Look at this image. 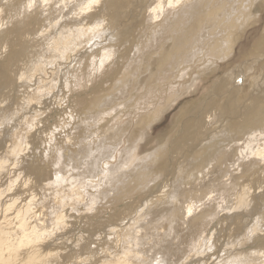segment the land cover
<instances>
[{"label": "rangeland", "instance_id": "1", "mask_svg": "<svg viewBox=\"0 0 264 264\" xmlns=\"http://www.w3.org/2000/svg\"><path fill=\"white\" fill-rule=\"evenodd\" d=\"M27 1L12 0L10 5L11 7L13 6L15 11L12 8H10V11L0 8V11L3 14L2 16L0 14V151H2L0 152V155L3 156L2 153L4 152H6L7 156L12 155L13 153H11L12 150L10 148H13L16 142L20 144V150L22 149L26 152L24 160L21 159L22 161L18 160L14 163L15 165L18 164L15 169L13 163L10 165L6 163L4 165V160L7 157L5 153L3 156L5 159L0 156L2 157L0 158V181L2 180L0 182V192L2 191L1 193H3V195L0 194V246L8 247V249L15 251L16 241L18 240L19 245H21L25 241L27 242L30 241L31 238H34V235L35 237L37 234L41 235V233L49 235L48 231H51V229H48L47 226H45V223L42 224L43 226L34 225L39 222L36 221L34 223L33 221L38 220V217L41 216L37 217L35 214H33V216L31 214V212L33 213V208L34 210H39L44 206L45 209L49 207L50 210H48L51 211L49 214H51L53 208L58 204V198L56 199V197L63 196L65 191L69 190L68 188H70L69 191L71 192L74 189V186L79 189L75 190H82V194L83 192L87 195H90L91 193L92 195H96L98 199L96 198L93 202L86 197V203L88 202L91 208L80 210V213L84 211V215L79 214V212H77L79 215L77 213L68 215L69 218L67 217L68 221L65 220V224L67 225L68 223L70 227H72L73 238L68 237L70 234H63V229H61L62 226L58 228L59 233L57 230L55 231L59 235L62 234L61 238L58 234H56L57 236L55 238L50 240L48 237L51 235L48 237L46 236L47 238L45 237L46 240H49V242L47 241V246L45 245L44 248L45 252L49 251V253L46 252L49 257L45 258L48 260V264H50V262H52L51 264H102L106 260L112 261L113 256L114 258L119 257L118 255L121 256L124 252L118 253L119 250H123V248L127 250L129 247H131L129 248L131 250H142L145 251V253L149 252V255L153 254L154 251L156 252L157 248L158 253H154V255L156 254L154 256L156 259L159 258L158 256H160V254L164 255L165 251V258L170 259L171 257L175 259L174 257H179L182 252L187 250L188 253H186V258L190 259L191 257V262L189 259H186V261L184 258L183 260L178 261V263L176 259L171 264H245L246 262H250V260L251 263L249 264H263L264 257L260 258L262 261L258 257L257 259L251 257H253L252 254L259 251L264 254V157L260 160L262 155L259 154L264 152V0H216L215 2L219 4L217 5L218 11L215 14L216 21L212 20L216 9H212L214 11L208 15L207 12H210V10L204 13V10H206L205 6L200 16L202 21L209 18L207 20V24H210V27H208L209 29L200 26L198 28H201L200 30L194 28L189 30L185 35L186 39L184 43L187 42L188 44L186 43L187 48H185L184 51L182 50L183 55L177 60H174L175 62H172L174 64H170L171 70L169 69L170 71L168 70L160 76L161 78H164L161 79L158 77V79L154 81V84L153 82H150L154 77V73L158 71L160 65L158 64V67L156 64V66L154 65L145 70L144 65L146 64V61L147 63H154L152 62V59L158 55L159 52L163 54L170 53L172 45L169 43V39L174 33L173 30L168 31L171 26L170 24L173 23L175 18L174 21L177 22L178 17L175 16L184 11H188L190 14L187 12L182 13L179 15L180 18L184 16H187L188 19L192 18V11L195 15L194 17H196L195 13H197V11L194 7L196 6L195 8H197V3L201 0H190V2L187 0L188 2L185 3L184 1L180 5L178 3L181 0H175L177 3L173 0H170L172 2L169 0H167L169 2L162 0L164 4L160 0H38V2H35L37 1L35 0L34 2L29 1L28 8ZM209 2L212 3V0ZM12 3L14 4L12 5ZM89 3L93 4L87 9L86 7ZM158 3H162V5H158ZM165 3L170 4H168L169 7L168 5L166 6L168 7L167 9L169 12H167L165 6V10L163 8ZM18 4H21L19 8L22 6L24 10L17 14ZM98 4H100V6H98ZM202 4L208 5L207 2ZM175 5L178 6L177 9H180L179 12L175 8ZM185 5L187 6L185 7ZM173 6L175 9H173ZM240 6L241 8L239 9ZM171 7L173 11H170ZM156 8H161L158 10H160V12L162 11V13L156 11ZM109 12L112 13V15H110ZM54 13L56 15H53ZM67 13H69V15ZM217 13L219 14L218 17ZM79 15H83L84 17L81 18ZM3 16H7L9 20L4 19ZM228 20L231 22H226ZM89 21H91L90 24ZM158 21L160 22L158 23ZM56 23H60L59 25L64 26L66 25V30H60L59 33V27ZM220 25L223 26L219 27ZM225 25L226 27H224ZM157 26H159L158 29L156 28ZM88 28L90 31H88ZM20 29L21 31H19ZM50 29H53L55 34H57V31L59 33L55 36L54 40L59 39V37L60 40L64 39L62 45H64L63 49L66 47L64 50L67 52L70 51L68 52L70 54L67 55L69 61L66 59L64 52L54 49L51 46L52 41L50 38L52 36L50 37ZM61 31L63 33H61ZM76 35L78 38L75 37ZM205 37L208 38L206 39ZM192 40H195V42ZM202 42L206 47L202 45ZM184 43L183 45H185ZM75 44H77V47L74 46ZM193 44L195 45V48H193ZM65 45H68V47ZM198 45L201 46L199 47ZM222 45L225 46V48ZM83 46L85 47L83 52L88 51V53L84 55V58H75L76 62L72 64L71 55L75 54V51L73 50H76L77 48L82 49L84 48ZM164 48H166V50ZM78 49L77 51H79ZM119 49L121 50V53ZM221 49H224L223 51L225 52ZM81 51L82 50H80V52ZM218 53H221V57ZM119 55L120 57H118ZM26 63L29 64L27 65ZM179 64H181V66H179ZM70 66H74V68L72 69ZM36 67L42 69L39 72H34V68ZM66 67L67 70L70 69L67 71L65 69ZM167 67L169 66L167 65ZM24 68L26 69L24 70ZM107 69L109 70L108 74ZM26 70L28 71L25 73L26 77L24 76V78L20 79V74H24L23 72ZM69 72L70 74L66 75ZM142 72L145 73L143 74ZM130 73L133 76H131ZM26 74L29 75L27 76ZM32 74L34 75L31 76ZM134 76L136 78H134ZM123 80L125 81L124 85H126L129 80H133L134 82H129L127 85L130 83L131 85L134 84V86L136 85L134 87L135 89L130 85L125 89V86L122 84L124 82ZM45 81L46 83L47 81H50V84H52L50 85L48 82L47 84L50 86H46V84L44 86ZM38 92H44L45 96H42ZM124 92L125 94H123ZM124 95L125 98L123 99L122 96ZM121 100H124V102H121ZM160 108L162 110L157 114L156 119L153 121L150 120L149 118H151L156 110H160ZM147 119L152 123L150 124ZM137 121L139 123H137ZM257 121L258 127L256 126L254 129V123H257ZM247 123L249 126H244ZM87 125H89V127ZM29 126L31 127L29 128ZM243 128L245 130L247 129L248 132ZM250 128L252 129V132ZM260 131L261 134L263 133L262 135L260 134ZM255 133L258 135L260 134V136L258 137ZM254 134L255 136H253ZM142 135H145V138H142L143 140L139 139ZM260 137H262V139ZM132 138H136V142L134 141L132 143L134 140ZM100 142L101 144L104 142L103 145L105 144V149L108 151L107 156L104 157L106 160H103L104 163L101 162L102 167L105 166L106 169H110L113 167L116 168V165H118L117 168L125 165L124 167L127 168L128 165L130 166L131 164H134L131 165L130 168H132L136 164V169H145L140 173L135 171L128 172L122 174L123 176L120 178L110 179L111 181L107 182L110 186L113 185L114 187H116V182L113 184L111 182L113 180H118L117 184L121 185L120 188L118 186L119 191H115L114 188H111V191L108 190L105 194H100L98 197L97 194L99 190H101L100 188L104 187V185H99L102 184L101 181H99V176L101 177L102 174L101 171L92 178L91 176L93 173H91L92 170L90 167H85L84 165L83 167L80 165L77 166L75 160H78L81 152L83 153L85 151L86 152L82 155L86 158L81 155V157H83L82 159L84 162L91 160H88V158L95 154L93 153L95 150L90 152L85 149L88 146L94 147L96 143ZM128 143H132L133 145L130 144V146ZM106 144L112 145L108 146ZM107 147H111L112 150H109ZM125 147L129 148L127 149ZM247 147L249 155L247 154ZM8 148L11 152H9L10 150ZM124 152L127 154H124ZM153 152H156V154L160 153L161 156L156 162H151L148 166L144 161L148 156L152 155ZM8 153L10 154L8 155ZM85 154H88L89 156ZM51 156L54 157L52 158ZM255 160L257 163H255ZM159 161H161V163ZM191 161L195 166L191 165L192 163L189 165V162ZM259 161L261 162L260 164ZM62 162L64 164H62ZM67 162L68 164H66ZM251 162L255 163V165H252L243 175H240L237 185L235 186L233 184V187H231V189L225 194L227 201L226 199L224 200V196H222L223 186H221L223 185V181L219 183L222 179H219L221 171L225 167H228L227 170L230 172L233 171L234 173H232L235 175L241 170H237L238 167L235 168V166H237L236 164H239V166H245L246 168ZM196 164L199 166L196 167ZM53 166L56 167V170H54L55 168ZM206 166L207 168H204ZM211 166H213L214 169ZM4 167L5 169H3ZM19 167H21V169ZM63 167L68 170H65ZM125 168L124 171L126 172L127 169ZM197 168L199 169L197 170ZM62 169L65 171L63 172ZM203 169L205 170V173L207 172L206 175L204 171H202ZM5 171L7 172L6 177L4 174ZM112 171L115 173V170ZM194 172L197 173L194 174ZM199 172L202 174H199ZM55 173L63 176L56 180L54 177ZM224 177L222 180L227 179V175ZM61 178L65 179L64 182H62L63 179ZM165 178H167L166 183H164L166 181ZM187 178L189 180H187ZM34 179H36V182ZM53 179L59 182L55 184ZM22 180H24L25 183ZM13 181L17 182L14 183ZM20 181L23 184L20 183ZM27 181L29 184H32L30 183L31 181H34L35 183V186L28 187L29 189L32 188L31 190L27 189L25 186L28 185ZM192 181L195 183H192ZM200 181H202V184ZM16 183L17 185H24L25 188H22L21 185L20 188L22 189L19 187L17 188V185L14 186ZM12 184L13 186H11ZM165 184L170 186L166 187ZM189 184H191V186ZM211 184L212 187L210 189ZM163 185H165L166 189ZM175 185L179 189H175ZM217 185L219 187H217ZM97 186L99 187V190L98 192H95L97 191ZM124 186L126 191L123 189ZM207 186L209 187L207 188ZM213 186L218 188L217 191ZM40 187L42 188L40 189ZM66 187L68 188L66 189ZM185 187L187 189L195 188V190L191 192L193 193L192 195L204 198L203 202L196 204V206H202H199V209L205 208L204 210H206L208 208H213L208 211V213L206 212L208 217L206 216L203 220L204 222L200 221L203 225L199 223V226L193 221L194 224L192 223V229L187 230V232H190H188L189 235L186 237L184 233L187 232L180 227L181 232L179 233L181 234L178 235L176 231L175 233L170 234L166 239L160 237L164 242L156 244L149 241L150 234L153 232L151 229H144L143 232H137L135 235L133 234L136 227L130 223L135 219L141 221L143 213L145 212L151 211L147 215L157 214L156 212H153L154 208L159 205L164 206L162 205L163 203L166 205L164 207L173 208L175 205V207L179 208L181 211V208L185 206V202L179 203V201L185 200V192H187ZM198 187L200 188L198 189ZM202 187L204 188L201 189ZM64 188L66 190H63ZM121 188L124 190L123 193L120 192L122 191ZM214 189L215 192L213 191ZM130 190L131 192L129 193ZM200 190H203V193ZM58 191L59 193L61 192L60 195ZM162 191H165V193L168 194L166 197L167 200L158 201L161 196H164ZM210 191L211 193H208ZM212 191L215 193V196L214 194L212 196ZM119 192L121 194L118 195ZM136 192L137 194L134 195ZM194 192H196L195 195ZM217 192H219V194ZM128 193L129 196H127ZM53 194L55 198L52 197ZM111 195H113V197ZM218 195L219 197H217ZM205 197L209 199L208 202ZM220 197L223 198L224 202ZM54 199L57 201L55 202ZM51 201L52 203H50ZM119 201H121L120 204L118 203ZM151 201H155V203L152 202L153 205L149 204ZM43 202L44 204H41ZM209 202L210 204H208ZM63 203L65 204H58L60 207H56L62 208L69 202L64 200ZM51 204H53L54 207ZM35 205L38 206L35 207ZM11 210L13 212L12 214H10ZM87 212L92 213L88 214ZM160 213L161 212H159V214ZM159 214L156 216L155 220H157ZM11 215H13L14 218ZM8 217L11 219L9 223L7 222L10 220ZM30 217L31 221L29 220ZM206 221L209 222H207L208 225ZM194 225L197 227H194ZM204 225L206 227L208 226L210 230L205 227L203 228ZM38 228L41 230L40 233H38ZM193 228L197 232L196 234L194 233L195 231ZM22 229H26L21 233L23 235L19 234ZM201 229L205 231H202ZM199 230L202 231V237H200L199 241H195L196 244H194L193 237L198 234ZM182 232L184 235L183 238ZM11 233L14 236L11 235ZM54 233L52 234L55 235ZM165 234L166 232L164 233V236ZM206 234L207 236L205 237ZM124 235L125 237L123 239ZM12 236L14 238H12ZM133 236H137V238L139 237V240L137 241L141 243H137L136 245L135 243L137 241H133ZM21 238L24 239V241H20ZM177 239H180V242L183 240L181 242L182 245H180L181 243ZM172 240H176L177 242L175 243V241L173 242ZM188 240H190L192 245H195L192 247V252H190L191 249H186V247H190L191 245H189V243L187 245L184 244L185 241L186 243L189 242ZM131 241L132 243L129 244ZM132 244H135L136 246H139L140 244V246L137 248L136 246L133 247ZM173 247H176V249ZM125 249L123 251H125ZM173 250H176V252H173ZM196 250L198 253L194 252ZM53 251H56V253ZM60 253L63 254L61 258L59 257L61 256ZM145 253L143 252V255H145ZM245 253H248L251 259H248V255H245ZM187 255L189 257H187ZM242 258V262L245 263L241 262ZM257 260H260L261 262H256Z\"/></svg>", "mask_w": 264, "mask_h": 264}, {"label": "bare ground", "instance_id": "2", "mask_svg": "<svg viewBox=\"0 0 264 264\" xmlns=\"http://www.w3.org/2000/svg\"><path fill=\"white\" fill-rule=\"evenodd\" d=\"M27 1V0H26ZM29 1H32V2H34L35 0H29ZM29 1H27V8L29 7V5H28V3H29ZM49 1V0H48ZM78 1V0H77ZM105 1V0H104ZM116 1V0H115ZM121 1V0H120ZM162 3H163V1L162 0H160ZM170 1V0H169ZM169 1H167L166 0V2H169ZM173 1H175V0H173ZM185 1V3L186 2H188L187 0H181L178 4L180 5L182 2H184ZM207 2V4L208 5H204V4H202V3H206ZM209 1H211V0H201L199 3H197L198 4V6H197V8H195L194 6V9L197 11V13H195L196 14V17H194L195 15H194V13H193V11H192V13H193V15H192V13H191V16H192V18H190V19H188L187 18V16H184V17H181L180 18V16L179 15H181L182 13H185V12H187L188 13V11H184V12H181L179 15H177V16H175V17H178V21L176 22V21H174L173 20V23L172 24H170L171 26L169 27V29H168V31L169 30H173V34H172V36L170 37V39H169V43H171V45H172V47H171V50H170V53H160L159 52V54L158 55H156L153 59H152V62H154V63H147V61H146V64L144 65V69L145 70H147L148 68H150V67H153L154 65L156 66V64H157V66H158V64L160 65V67L158 68V71H156V73H154V77L152 78V80H151V82L150 83H152L153 82V84H154V81H156V79H158V77H160V76H162L164 73H166L170 68H171V66H170V64H174V63H172V62H175L174 60H177L178 58H180L182 55H183V51L185 50V48H187V45H186V43H184L185 42V39H186V34L189 32V30H191L192 28H194V29H198L200 26H202V27H205L206 29H209L208 27H210V24L208 25L207 23H208V19H205V21H202L201 20V16H200V14H202V11H203V9H204V7L206 6V10H204V13H206L208 10H210V12L208 11L207 13H208V15L209 14H211L212 13V11H214V10H212V9H216V11H215V13H214V18L212 19V20H217L216 19V16H215V14H216V12L218 11L217 10V5H219V4H217L215 1L216 0H212V3L211 2H209ZM218 1V0H217ZM242 1V0H241ZM11 2H12V0H0V8H4V10H7V11H10L11 9L10 8H12L13 9V6L11 7ZM35 2H38V0L37 1H35ZM44 2V1H43ZM101 2V1H100ZM118 2V1H117ZM157 2V1H156ZM170 2H172V1H170ZM176 2V1H175ZM175 2H174V4H175ZM189 2H190V0H189ZM41 3V2H40ZM95 3V2H94ZM119 3V2H118ZM162 3H158V5H162ZM177 3V2H176ZM210 3V4H209ZM14 3H12V5H13ZM37 4V3H36ZM91 4H93V3H89V5L86 7L87 9L89 8V6L91 5ZM164 4V3H163ZM169 3H165V5H163V8H164V6H165V8L167 9L168 7H169V5H168ZM171 4H173V3H171ZM21 5V4H20ZM19 4H18V11H17V14L20 12V11H22V10H24V8H22V6H21V8H19V6H20ZM157 5V4H156ZM157 5V6H158ZM160 5V6H161ZM168 5V7H166ZM183 5H184V3H183ZM15 6V5H14ZM16 6H17V2H16ZM98 6H100V4H98ZM107 6V5H106ZM112 6V5H111ZM156 6V7H157ZM159 6V7H160ZM187 5H185V7H186ZM212 8H211V7ZM57 7H58V5H57ZM184 7V6H183ZM184 7V8H185ZM189 7V6H188ZM192 7V8H193ZM17 8V7H16ZM93 8V7H92ZM97 8V7H96ZM154 8H155V6H154ZM162 8V7H161ZM161 8H156L157 10L156 11H159L160 12V10H158V9H161ZM165 8H164V10H165ZM175 8L177 9L178 8V6L177 5H175ZM174 8V6H173V9H175ZM182 8V7H181ZM183 8V9H184ZM211 8V9H210ZM241 8V6L239 7V9ZM74 9V8H73ZM173 9H172V7H171V10L170 11H173ZM188 9V8H187ZM14 10V9H13ZM29 10V9H28ZM45 10V9H44ZM48 10H49V8H48ZM54 10V9H53ZM110 10H112V9H110ZM194 10V11H195ZM228 10V9H227ZM3 11V10H2ZM15 11V10H14ZM98 11V10H97ZM152 11V10H151ZM150 11V12H151ZM177 11L179 12L180 11V9H177ZM195 11V12H196ZM1 12V11H0ZM4 12V11H3ZM52 12V11H51ZM55 12V11H54ZM167 12H169L168 11V9H167ZM167 12H165V13H167ZM191 12V11H190ZM228 12V11H227ZM50 13V12H49ZM56 13V12H55ZM53 14V15H56V14ZM93 13V12H92ZM92 13H90V14H92ZM110 13V12H109ZM109 13H108V15H109ZM154 13H155V11H154ZM157 13V12H156ZM160 13H162V11L160 12ZM160 13H159V15H160ZM239 13V12H238ZM1 14V16L3 15L2 14V12L0 13ZM51 14V13H50ZM68 15H69V13H67ZM89 14V15H90ZM169 14V13H168ZM171 14V13H170ZM188 14H190V13H188ZM187 14V15H188ZM8 15V14H7ZM12 15V14H11ZM87 15H88V13H87ZM110 15H112V13H110ZM150 15V14H149ZM148 15V16H149ZM162 15V14H161ZM164 15H166V14H164ZM184 15H186V14H184ZM218 13H217V17H218ZM59 16V15H58ZM57 16V17H58ZM93 16V15H92ZM99 16V15H98ZM107 16V15H106ZM205 16V15H204ZM4 17V19H8L7 18V16H3ZM79 17H84L83 15H79ZM86 17H88V16H86ZM85 17V18H86ZM100 17H102V16H100ZM1 18V17H0ZM12 18V17H11ZM10 18V19H11ZM56 18V17H55ZM80 18V19H81ZM164 18V17H163ZM53 19V18H52ZM57 19V18H56ZM84 19V18H83ZM87 19V18H86ZM162 19V18H161ZM9 20V19H8ZM74 20H75V18H74ZM91 20V19H90ZM159 20V19H158ZM171 20V19H170ZM181 20V21H180ZM212 20H210V21H212ZM223 20V19H222ZM221 20V21H222ZM23 21V20H22ZM26 21V20H25ZM86 21V20H85ZM88 21V20H87ZM2 22V21H1ZM10 22V21H9ZM56 22H57V20H56ZM71 22V21H70ZM90 22L91 21H89V24H90ZM153 22H155V21H153ZM160 21H158V23H159ZM162 22V21H161ZM169 22V21H168ZM179 22V23H178ZM188 22H189V24H188ZM204 22H206V23H204ZM226 22H231V21H226ZM25 24H26V22H25ZM41 24V23H40ZM60 23H56V25L59 27V33H60V30H66V25L64 26V25H59ZM71 24V23H70ZM78 24V23H77ZM156 24V23H155ZM225 24H227V23H225ZM12 25H13V23H12ZM11 25V26H12ZM20 25V24H19ZM36 25V24H35ZM80 25V24H79ZM78 25V26H79ZM99 25L101 26V24L99 23ZM153 25V24H152ZM159 25V24H158ZM175 25H177V26H175ZM232 25V24H231ZM15 26V25H14ZM154 26V25H153ZM156 26V25H155ZM223 25H220L219 27H222ZM227 26H229V25H227ZM21 27V26H20ZM58 27H56V28H58ZM72 27V26H71ZM99 27V26H98ZM196 27V28H195ZM224 27H226V25L224 26ZM223 27V28H224ZM14 28V27H13ZM18 28V27H17ZM22 28V27H21ZM145 28V27H144ZM149 28V27H148ZM154 28V27H153ZM157 29L159 28V26H157L156 27ZM143 29V28H142ZM193 29V30H194ZM201 29V28H200ZM200 29H198V30H200ZM217 29V28H216ZM236 29V28H235ZM24 30V29H23ZM95 30V29H94ZM101 30V29H100ZM153 30H155V29H153ZM205 30V29H204ZM19 31H21V29L19 30ZM47 31V30H46ZM58 31H57V34H59L58 33ZM88 31H90L89 30V28H88ZM102 31V30H101ZM110 31V30H109ZM158 31V30H157ZM195 31V30H194ZM222 31V30H221ZM220 31V32H221ZM48 32V31H47ZM49 32L51 33L50 34V40L52 41V44H51V46L54 48V49H57V50H61L62 52H64L65 53V57H66V59L67 58H69L67 55L68 54H70V53H68V52H70V51H66V50H64L63 49V46L64 45H62V43H64V39L62 40H60V37H59V39H55L54 40V38H55V36L57 35V34H55L54 32L55 31H53V29H50L49 30ZM67 32V31H66ZM97 32V31H96ZM20 33V32H19ZM23 33V32H22ZM25 33H26V31H25ZM61 33H63L62 31H61ZM142 33V32H141ZM71 34V33H70ZM147 34V33H146ZM161 34V33H160ZM165 34H166V32H165ZM39 35V34H38ZM64 35H65V32H64ZM78 35V34H77ZM75 36L76 38H78V36ZM169 35V34H168ZM190 35V34H189ZM196 35V34H195ZM60 36H61V34H60ZM164 36V35H163ZM192 36V35H191ZM202 36H204V35H202ZM68 37V36H67ZM98 37V36H97ZM147 37V36H146ZM167 37V36H166ZM49 38V37H48ZM194 38V37H193ZM198 38H200V37H198ZM206 38V37H205ZM208 38V37H207ZM206 38V39H207ZM14 39V38H13ZM71 40V39H70ZM70 40H68V41H70ZM100 40V39H99ZM108 40V39H107ZM160 40V39H159ZM163 40H164V38H163ZM163 40H162V42H163ZM188 40V39H187ZM66 41V40H65ZM148 41V40H147ZM192 41H194L195 42V40H192ZM205 41V40H204ZM17 42V41H16ZM36 42V41H35ZM126 42V41H125ZM151 42V41H150ZM161 42V43H162ZM193 42V43H194ZM200 42V41H199ZM208 42V41H207ZM206 42V43H207ZM84 43V42H83ZM108 43V42H107ZM183 43L185 44V45H183ZM192 43V42H191ZM196 43H197V41H196ZM66 44V43H65ZM80 44H82V43H80ZM105 44V43H104ZM152 44V43H151ZM188 44V43H187ZM195 44V43H194ZM193 44V48H195V45ZM198 44H200V43H198ZM205 44V43H204ZM231 44V43H230ZM234 44V43H233ZM33 45V44H32ZM45 45V44H44ZM48 45V44H47ZM77 44H75L74 46H76ZM115 45H116V43H115ZM124 45V44H123ZM164 45V44H163ZM202 45H203V42H202ZM65 46H67L68 47V45H65ZM73 46V45H72ZM85 46V45H84ZM83 46V47H84ZM106 46V45H105ZM141 46V45H140ZM199 46V45H198ZM201 46V45H200ZM199 46V47H200ZM204 47H206V45H203ZM203 46H202V48H203ZM223 46V45H222ZM50 47V46H49ZM77 47V46H76ZM78 47H79V45H78ZM106 47H108V46H106ZM196 47H197V44H196ZM224 48H225V46H223ZM9 48V47H8ZM82 48V47H81ZM91 48V47H90ZM119 48H120V46H119ZM154 48V47H153ZM167 48V47H166ZM166 48H164L165 50H166ZM229 48V47H228ZM7 49V48H6ZM78 49V48H77ZM77 49L76 50H73V51H75V54L74 55H71L72 56V59H71V63L72 64H74L75 62H76V59L75 58H84V55L86 54V53H88V51L86 52V51H84L83 52V50L85 49V47L84 48H82V49H78L79 51H77ZM162 49H163V47H162ZM197 49H198V47H197ZM201 49V48H200ZM42 50V49H41ZM53 50V49H52ZM56 50V51H57ZM80 50H82L81 52H80ZM90 50V49H89ZM92 50V49H91ZM120 50V49H119ZM168 50V49H167ZM183 50V51H182ZM187 50V49H186ZM222 50V49H221ZM224 50V49H223ZM222 50V51H223ZM226 50V49H225ZM50 51V50H49ZM54 51V50H53ZM60 51V52H61ZM98 51V50H97ZM142 51V50H141ZM150 51V50H149ZM169 51V50H168ZM197 51V50H196ZM201 51V50H200ZM51 52V51H50ZM57 52H59V51H57ZM56 52V53H57ZM61 52V53H62ZM119 52V51H118ZM221 52V51H220ZM223 52H225V51H223ZM223 52H221V53H223ZM53 53V52H52ZM74 53V52H73ZM120 53H121V50H120ZM221 53H218V55L221 57ZM227 53V52H226ZM230 53V52H229ZM115 54V53H114ZM126 54V53H125ZM198 54V53H197ZM139 55V54H138ZM34 56V55H33ZM110 56H112V55H110ZM109 56V57H110ZM204 56V55H203ZM228 56V55H227ZM226 56V57H227ZM108 57V58H109ZM114 57V56H113ZM118 57H120V55L118 56ZM139 57V56H138ZM33 58V57H32ZM196 58V57H195ZM218 58V57H217ZM225 58V57H224ZM66 59H65V61H66ZM87 59V58H86ZM135 59V58H134ZM137 59V58H136ZM143 59V58H142ZM142 59H141V61H142ZM150 59V60H151ZM223 59V58H222ZM31 60H33V59H31ZM68 60V59H67ZM111 60V59H110ZM109 60V61H110ZM124 60V59H123ZM139 60V59H138ZM69 61V60H68ZM81 61V60H80ZM131 61V60H130ZM29 62H30V60H29ZM49 62V61H48ZM78 62V61H77ZM137 62V61H136ZM149 62V61H148ZM47 63V62H46ZM104 63V62H103ZM102 63V64H103ZM190 63V62H189ZM13 64H15V63H13ZM27 65L29 64V63H26ZM44 64V63H43ZM62 64V63H61ZM63 64H64V62H63ZM89 64V63H88ZM97 64V63H96ZM100 64V63H99ZM116 64V63H115ZM191 64V63H190ZM26 65V66H27ZM47 65V64H46ZM45 65V66H46ZM67 65V64H66ZM167 65L169 66V67H167ZM69 66V65H68ZM67 66V67H68ZM72 66V65H71ZM70 66V67H71ZM83 66V65H82ZM91 66V65H90ZM178 66V65H177ZM179 66H181V64H179ZM16 67V66H15ZM19 67V66H18ZM30 67V66H29ZM67 67L65 68L66 70H67ZM101 67V66H100ZM110 67V66H109ZM137 67V66H136ZM143 67V66H142ZM12 68V67H11ZM27 68V67H26ZM26 68H24V70L26 69ZM50 68V67H49ZM53 68V67H52ZM61 68V67H60ZM72 69L74 68V66L73 67H71ZM108 68V67H107ZM31 69V68H30ZM42 68H40V67H36V68H34V72H39L40 70H41ZM63 69V68H62ZM70 69V68H69ZM68 69V70H69ZM71 69V70H72ZM81 69V68H80ZM87 69V68H86ZM95 69V68H94ZM138 69V68H137ZM136 69V70H137ZM143 69V70H144ZM174 69V68H173ZM15 70V69H14ZM23 70V69H22ZM27 70H28V68H27ZM25 71V72H23L24 74H20L21 75V77H20V79L21 78H24V76H25V73H27L28 71ZM59 70V69H58ZM67 70V71H68ZM127 70V69H126ZM140 70V69H139ZM141 70H142V68H141ZM144 70V71H145ZM171 70V69H170ZM169 70V71H170ZM66 71V72H67ZM108 69H107V74H108ZM124 71V70H123ZM153 71V70H152ZM14 72V71H13ZM12 72V73H13ZM21 72V73H22ZM33 72V71H32ZM47 72V71H46ZM86 72V71H85ZM133 72V71H132ZM180 72V71H179ZM16 73V72H15ZM52 73V72H51ZM54 73V72H53ZM143 73V72H142ZM145 73V72H144ZM143 73V74H144ZM151 73V72H150ZM150 73H148V74H150ZM170 73V72H169ZM185 73H186V71H185ZM50 74V73H49ZM70 74V72L69 73H67L66 75H69ZM118 74V73H117ZM127 74V73H126ZM138 74V73H137ZM12 75V74H11ZM27 75V74H26ZM29 75V74H28ZM27 75V76H28ZM34 74H32L31 76H33ZM55 75V74H54ZM58 75V74H57ZM59 75H60V73H59ZM76 75V74H75ZM109 75H110V73H109ZM130 75L131 76H133L131 73H130ZM140 75V74H139ZM61 76V75H60ZM124 76V75H123ZM138 76V75H137ZM167 76V75H166ZM12 77H13V75H12ZM26 77V76H25ZM119 77H120V75H119ZM139 77V76H138ZM149 77V76H148ZM170 77V76H169ZM38 78V77H37ZM57 78V77H56ZM55 78V79H56ZM67 78V77H66ZM76 78V77H75ZM125 78V77H124ZM129 78V77H128ZM134 78H136L135 76H134ZM150 78V77H149ZM161 78V77H160ZM162 78H164V77H162ZM161 78V79H162ZM54 79V80H55ZM84 79V78H83ZM145 79V78H144ZM151 79V78H150ZM48 80V79H47ZM121 80V79H120ZM119 80V81H120ZM134 80V79H133ZM132 80V81H133ZM32 81V80H31ZM113 81V80H112ZM124 81V80H123ZM128 81V80H127ZM132 81H130L129 80V82H132ZM150 81V80H149ZM169 81V80H168ZM49 82V84H50V81H47V83ZM56 82V81H55ZM58 82V81H57ZM129 82H127V83H129ZM134 82V81H133ZM147 82V81H146ZM157 82H160V81H157ZM166 82V81H165ZM164 82V83H165ZM18 83V82H17ZM20 83V82H19ZM46 83V81L44 82V86H45V84H46V86H50L49 84H47ZM70 83V82H69ZM124 83H125V81L122 83L123 85H124ZM127 83H126V85H127ZM148 83V82H147ZM150 83H148V84H150ZM133 84V83H132ZM53 85H55V84H53ZM116 85V84H115ZM114 85V86H115ZM126 85H124L125 86V89L126 88H128V86L130 85V86H133V89H135L134 87L136 86H134V84L133 85H131V83L130 84H128L127 86ZM34 86V85H33ZM120 86V85H119ZM149 86V85H148ZM153 86V85H152ZM151 86V87H152ZM52 87V86H51ZM165 87V86H164ZM43 88V87H42ZM45 88V87H44ZM123 89V88H122ZM133 89H131V90H133ZM166 89H167V87H166ZM30 90V89H29ZM46 91V90H45ZM114 91V90H113ZM125 91V90H124ZM47 92H48V90H47ZM46 92V93H47ZM131 92V91H130ZM157 92H159V91H157ZM38 93H40L42 96H45V94H44V92H38ZM120 93V92H119ZM127 93V92H126ZM149 93V92H148ZM44 94V95H43ZM123 94H125V92L123 93ZM36 95V94H35ZM113 95V94H112ZM148 95V94H147ZM128 96V95H127ZM143 96V95H142ZM142 96H141V98H142ZM123 97V99L125 98V95L124 96H122ZM153 97V96H152ZM151 97V98H152ZM33 100V99H32ZM87 100V99H86ZM126 100V99H125ZM128 100V99H127ZM114 101H116V100H114ZM33 102H34V100H33ZM102 102V101H101ZM121 102H124V100L122 101L121 100ZM41 103V102H40ZM94 103V102H93ZM113 103V102H112ZM138 103V102H137ZM168 103V102H167ZM146 104H147V102H146ZM166 104V103H165ZM93 105V104H92ZM116 105V104H115ZM127 105V104H126ZM146 106V105H145ZM124 107V106H123ZM163 107H164V105H163ZM118 108V107H117ZM165 108V107H164ZM114 109H116V108H114ZM159 109V108H158ZM111 110V109H110ZM162 109L160 108V110H156V112L154 113V114H156V115H154L153 113V117L151 116V118H149L150 120H154V119H156V117H157V114L158 113H160V111H161ZM107 111V110H106ZM105 111V112H106ZM119 111V110H118ZM74 115V114H73ZM101 115V114H100ZM108 115V114H107ZM3 116V115H2ZM137 116V115H136ZM3 118H5V117H3ZM38 118V117H37ZM2 119V118H1ZM77 119V118H76ZM148 120V119H147ZM150 120H148L149 121V123H150ZM78 121V120H77ZM89 121V120H88ZM145 121V120H144ZM254 122V121H253ZM5 123V122H4ZM137 123H139L138 121H137ZM152 123V122H151ZM150 123V124H151ZM38 124H40V123H38ZM89 124V123H88ZM149 124V125H150ZM33 125V124H32ZM35 125V124H34ZM92 125V124H91ZM248 125V123L246 124V125H244V126H247ZM40 126V125H39ZM88 127H89V125H87ZM249 126V125H248ZM247 126V127H248ZM252 126V125H251ZM258 127V121H257V123L255 122L254 123V129H255V127ZM31 126H29V128H30ZM35 127H36V125H35ZM67 127V126H66ZM137 127H139V126H137ZM148 127V126H147ZM147 127H145V128H147ZM246 127V128H247ZM253 127H251V128H253ZM28 128V129H29ZM34 128V127H33ZM63 128V127H62ZM250 128V129H251ZM87 129V128H86ZM133 129H134V127H133ZM140 129H141V127H140ZM140 129H138V130H140ZM244 129V128H243ZM248 129V128H247ZM245 130V131H247L248 132V130ZM259 129V128H258ZM261 129H263V128H261ZM22 131V130H21ZM30 131V130H29ZM137 131V130H136ZM141 131V130H140ZM143 131H145V130H143ZM255 131V130H254ZM31 132V131H30ZM251 132H252V129H251ZM146 133V132H145ZM255 134H257V133H255ZM255 134L253 135V136H255ZM260 134H261V131H260ZM260 134L258 135V137L260 136ZM263 134V133H262ZM261 134V135H262ZM250 135V134H249ZM136 136V135H135ZM140 136V135H139ZM145 135H142L141 136V138L139 137V139H144L145 137H144ZM85 137V136H84ZM121 137V136H120ZM257 137V136H256ZM255 137V138H256ZM257 137V138H258ZM28 138V137H27ZM27 138H26V140H27ZM138 138V137H137ZM261 139H262V137H260ZM264 138V137H263ZM83 139V138H82ZM132 139H134L133 141H132V143L136 140V138H132ZM142 139V140H143ZM84 140V139H83ZM102 141V140H101ZM105 141V140H104ZM140 141V140H139ZM255 141V140H254ZM84 142V141H83ZM107 142V141H106ZM130 142V141H129ZM136 142V141H135ZM256 142V141H255ZM258 142V141H257ZM104 143V142H103ZM103 143L101 144V142L100 143H96L95 145H94V147L93 146H88L85 150H89L90 152L91 151H93V150H95V151H93V153H95L94 155H92L91 157L88 155V154H85V155H88L89 156V158H88V160L89 159H91V160H89V161H85L84 162V160L82 159L84 156L82 155V154H84L85 152H81V155L83 156V157H81V155H79L80 157H79V159L78 160H75L76 161V163L75 164H77V166H82L83 167V165L85 166V167H90V169L92 170L91 171V173H93L92 174V178H93V176L94 175H96L98 172H100L101 171V177L99 176V181H101V183L102 184H99L100 186H102V185H104V187L103 188H100L101 190H99L98 188V186H97V191H95V192H98V190H99V192H98V197H99V195L100 194H105V192H107L108 190L109 191H111L112 189L111 188H114V190L115 191H119V188L121 187V185L120 184H117V181L118 180H113L111 183L113 184L114 182H116V184H115V186L116 187H114L113 185H111L110 186V184L107 182V181H111L110 179H113V178H120L121 176H123L122 174H126V173H128V172H142V170H144L145 168H138V169H136L137 168V166H136V164H135V166H133L132 168H130L131 167V165H134V164H131L130 166L128 165L127 166V168H125L124 166H122V167H124L125 169H127L126 170V172L124 171V168H122L121 166H119L120 168H117L118 167V165H116L117 167L115 168V167H113V168H110V169H106L105 168V166L104 167H102V165H101V162L102 163H104L103 162V160H106L104 157H106L107 156V149H105V147L106 146H104L103 145ZM109 143V142H108ZM132 143H130V144H132ZM150 143V142H149ZM158 143V142H157ZM249 143V142H248ZM251 144H253L252 142H250ZM261 143V142H260ZM129 144V143H128ZM127 144V145H128ZM129 144V145H130ZM152 144H154V143H152ZM245 144V143H244ZM246 144H247V142H246ZM255 144V143H254ZM17 145V146H16ZM19 145V146H18ZM78 145H79V143H78ZM85 145V144H84ZM106 145H108V144H106ZM110 145H112V144H110ZM110 145H108V146H110ZM121 145V144H120ZM133 145V144H132ZM137 145V144H136ZM150 145V144H149ZM157 145V144H156ZM257 145V144H256ZM262 145V144H261ZM115 146V145H114ZM126 146V145H125ZM131 146V145H130ZM168 146V145H167ZM260 146V145H259ZM15 147V148H14ZM13 148H10L11 150H12V152H11V150L9 151V152H11V153H13L12 155H9L10 153H8V155L9 156H7V154H6V152H4V150H3V152L6 154V159L3 157L4 156V153H2L3 154V156L2 155H0V156H2L5 160H4V165L6 164V163H8L9 165L10 164H14V163H16L18 160H21V159H23L24 160V158H25V153L26 152H24V150H20V144H18L17 142L15 143V146H14ZM113 147V146H112ZM82 148V147H81ZM107 148H109V147H107ZM125 148H127V147H125ZM129 148V147H128ZM127 148V149H128ZM135 148V147H134ZM148 148V147H147ZM166 148V147H165ZM255 148V147H254ZM257 148H258V146H257ZM261 148V147H260ZM83 149V148H82ZM81 149V150H82ZM114 149V148H113ZM131 149H132V147H131ZM247 149V154L249 155V153H248V147L246 148ZM245 149V150H246ZM250 149V148H249ZM256 149V148H255ZM262 149V148H261ZM2 150V149H1ZM109 150H112V148L110 147L109 148ZM125 150V149H124ZM150 150V149H149ZM167 150V149H166ZM7 151V150H6ZM20 151V152H19ZM84 151V150H83ZM122 151V150H121ZM127 151V150H126ZM165 151V150H164ZM253 151H254V149H253ZM0 152H2V151H0ZM8 152V151H7ZM51 152V151H50ZM62 152V151H61ZM112 152V151H111ZM120 152V151H119ZM123 152V151H122ZM157 152V151H156ZM156 152H153V154L152 155H150V156H148L147 158H146V160L144 161V163H147V165L149 166L150 164H151V162H156L157 161V159L161 156L160 155V153H157L156 154ZM259 152V151H258ZM59 153V152H58ZM117 153V152H116ZM126 152H124V154H125ZM255 153H256V151H255ZM97 154V155H96ZM127 154V153H126ZM167 154V153H166ZM259 154H261L262 156L260 157V160H261V158H263L264 157V152H261V153H259ZM258 154V155H259ZM109 155V154H108ZM225 155V154H224ZM256 155V154H255ZM110 156V155H109ZM163 156V155H162ZM168 156V155H167ZM2 157H0V158H2ZM52 157V156H51ZM54 157V156H53ZM52 157V158H53ZM75 157V156H74ZM123 157H124V155H123ZM127 157V156H126ZM251 157V156H250ZM64 158H66V157H64ZM69 158V157H68ZM84 158H86V157H84ZM104 158V159H103ZM119 158V157H118ZM49 159V158H48ZM124 159V158H123ZM126 159V158H125ZM168 159V158H167ZM244 159V158H243ZM1 160V159H0ZM3 160V159H2ZM58 160H60V159H58ZM64 160V159H63ZM119 160V159H118ZM122 160V159H121ZM216 160V159H215ZM240 160H242V159H240ZM22 161V160H21ZM61 161H62V159H61ZM47 162H48V160H47ZM74 162V161H73ZM115 162H117V161H115ZM160 163H161V161H159ZM212 162L214 163V161L212 160ZM238 162V161H237ZM59 163V162H58ZM114 163V162H113ZM119 163V162H118ZM192 163V161L191 162H189V165ZM212 163V164H213ZM219 163V162H218ZM255 163H257V161L255 160ZM255 163H253V162H251V164L250 165H248V167H246L245 168V166H242V165H240L239 166V164H236L237 166H235V168L236 167H238L237 168V170H240V171H238V173H236L235 175L232 173V172H230L229 170H227L228 169V167L226 168H224L222 171H221V174L219 175V179L220 178H222L223 179V177L224 176H226L227 175V179H224V180H220V182L219 183H221V181H223L222 182V184L223 185H221V186H223V195L222 196H224V200L226 199V201H227V198H226V193H227V191L229 190V189H231V187H233V184L236 186L237 185V182H238V180L240 179V175H243L247 170H248V168L249 167H251L252 165H255ZM261 162L259 161V164H260ZM3 164V163H2ZM7 164V165H8ZM62 164H64L63 162H62ZM61 164V165H62ZM66 164H68V162L66 163ZM158 164V163H157ZM165 164V163H164ZM207 164H210V163H207ZM215 164V163H214ZM232 164H234V163H232ZM248 164V163H247ZM7 165H6V167H7ZM8 165V166H9ZM15 165V164H14ZM16 165H18V164H16ZM16 165L15 166H13L14 167V169H15V167H16ZM20 165V164H19ZM23 165V164H22ZM44 165V164H43ZM72 165V164H71ZM121 165H123V164H121ZM191 165H193V166H195V164H191ZM197 166L196 167H198L199 165L198 164H196ZM55 166H57V165H55ZM68 166V165H67ZM66 166V167H67ZM111 166V165H110ZM113 166V165H112ZM54 167V166H53ZM68 167H70V166H68ZM67 167V168H68ZM140 167V166H139ZM155 167V166H154ZM188 167V166H187ZM196 167H195V169H196ZM211 167H213V166H211ZM220 167V166H219ZM20 169H21V167H19ZM19 168H17V169H19ZM55 169L54 170H56V167H54ZM62 168V167H61ZM64 168V167H63ZM66 168V169H67ZM72 168V167H71ZM108 168V167H107ZM193 168V167H192ZM200 168H202V167H200ZM204 168H207V166L206 167H204ZM208 168H209V166H208ZM3 169H5V167L3 168ZM47 169V168H46ZM52 169V168H51ZM60 169V168H59ZM65 169V168H64ZM65 169V170H66ZM78 169V168H77ZM82 169V168H81ZM118 169V170H117ZM155 169V168H154ZM153 169V170H154ZM157 169H159V168H157ZM164 169V168H163ZM199 168H197V170H198ZM213 169H214V167H213ZM229 169H230V167H229ZM234 169V168H233ZM1 170V169H0ZM10 170H11V168H10ZM13 170V169H12ZM61 170V169H60ZM65 170H63L62 169V171L64 172ZM68 170V169H67ZM83 170V169H82ZM112 170H115V173H113V171ZM192 170H194V169H192ZM201 170V169H200ZM199 170V171H200ZM221 170V169H220ZM7 171V170H6ZM5 171V177H6V172ZM19 171V170H18ZM53 171V170H52ZM202 171H204V173H205V170L203 169ZM211 171V170H210ZM213 171V170H212ZM1 172V171H0ZM51 172V171H50ZM49 172V173H50ZM54 172H56V171H54ZM58 172V171H57ZM63 172H61V173H63ZM198 172V171H197ZM197 172H194V174L195 173H197ZM219 172V171H218ZM8 173H9V171H8ZM15 173V172H14ZM60 173V172H59ZM121 173V174H120ZM138 173V174H139ZM164 173V172H163ZM191 173H192V171H191ZM203 173V174H204ZM47 174V173H46ZM88 174H89V172H88ZM159 174H160V172H159ZM183 174V173H182ZM199 174H202L201 172H199ZM198 174V175H199ZM207 174V172L205 173V175ZM10 175H12V174H10ZM23 175V174H22ZM72 175V174H71ZM74 175V174H73ZM98 175H100V174H98ZM163 175V174H162ZM161 175V176H162ZM197 175V174H196ZM204 175V176H205ZM210 175V174H209ZM208 175V176H209ZM25 176V175H24ZM28 176V175H27ZM61 176H63V175H61V174H57V173H55V175H54V177H55V179L57 180L59 177H61ZM67 176V175H66ZM81 176V175H80ZM85 176H86V174H85ZM113 176V177H112ZM115 176V177H114ZM203 176V177H204ZM223 176V177H222ZM0 177H1V175H0ZM18 177V176H17ZM51 177V176H50ZM53 177V178H54ZM74 177V176H73ZM76 177V176H75ZM87 177V176H86ZM90 177V176H89ZM112 177V178H111ZM140 177H142V176H140ZM187 177V176H186ZM206 177V176H205ZM33 178V177H32ZM38 178V177H37ZM65 178H68V177H65ZM157 178V177H156ZM188 178H189V176H188ZM187 178V180H189ZM198 178H200V177H198ZM202 178V177H201ZM217 178H218V176H217ZM225 178V177H224ZM52 179V178H51ZM55 179H53V182L56 184L57 182H59V181H56ZM61 179H63V181L62 182H64V178H61ZM61 179H59V180H61ZM139 179V178H138ZM144 179V178H143ZM166 179V181L164 182V183H166L167 182V178H165ZM196 179V178H195ZM35 180V182H36V179H34ZM72 180V179H71ZM150 180V179H149ZM196 180H198V179H196ZM195 180V181H196ZM202 180V179H201ZM203 180H204V178H203ZM2 181V180H1ZM0 181V182H1ZM5 181V180H4ZM22 181H24V180H22ZM52 181V180H51ZM75 181V180H74ZM79 181V180H78ZM141 181V180H140ZM157 181V180H156ZM155 181V182H156ZM174 181H176V180H174ZM186 181V180H185ZM215 181V180H214ZM213 181V182H214ZM14 183L15 182H17V181H13ZM12 182V183H13ZM28 182V181H27ZM75 182H77V181H75ZM145 182V181H144ZM154 182V183H155ZM194 181H192V183H193ZM202 181H200V183H201ZM210 182H212V181H210ZM218 182V181H217ZM13 183V184H14ZM20 183H22L21 181H20ZM24 183H25V181H24ZM30 183H32V184H29V182H28V185H25L26 186V188L27 189H29L28 187H32L33 185L35 186V183H34V181H31ZM60 183H61V181H60ZM80 183V182H79ZM82 183H84V182H82ZM121 183V182H120ZM153 183V182H152ZM185 183V182H184ZM195 183V182H194ZM196 183H198V182H196ZM203 183H204V181H203ZM215 183V182H214ZM13 184L11 185V186H13ZM23 184V183H22ZM50 184V183H49ZM70 184V183H69ZM97 184V183H96ZM130 184V183H129ZM202 184V183H201ZM201 184H199V185H201ZM213 184V183H212ZM212 184H211V186H210V189H211V187H212ZM0 185H1V183H0ZM17 185V183L14 185V186H16ZM21 184H19V185H17V188L19 187H21L20 186ZM47 185V184H46ZM71 185V184H70ZM132 185V184H131ZM166 185V187H168V186H170V185H168L167 186V184H165ZM165 185H163V187H165ZM172 185V184H171ZM180 185V184H179ZM181 185H183V184H181ZM190 186H191V184H189ZM208 185V184H207ZM215 185V184H214ZM43 186V185H42ZM66 186H68V185H66ZM79 186V185H78ZM106 186V187H105ZM118 186H119V188H118ZM126 186V185H125ZM125 186L123 187V189L125 188ZM150 186V185H149ZM178 186V185H177ZM198 186V185H197ZM209 186H207V188L209 187ZM65 187V186H64ZM166 187H165V189H166ZM181 187V186H180ZM213 187H215V186H213ZM217 187H219L218 185H217ZM8 188V187H7ZM15 188V187H14ZM22 188H25L24 187V185L22 186ZM22 188H20V189H22ZM42 187H40V189H41ZM44 188H46V187H44ZM62 188V187H61ZM68 187H66V189H67ZM73 190L70 192L69 190H70V188H68L69 190H66L65 188L63 189V190H66L65 191V193H64V195L63 196H59V197H56V199L58 198V201L60 202H58L57 200V203L59 204V205H62V204H65V203H63L64 202V200H67L69 203L67 204V205H65L64 207H62V208H59L60 206L57 204L56 206H59V207H54L53 206V204H51L54 208H53V210H52V213L51 214H49L51 211H49L50 210V208L48 207V208H46L45 209V206L44 207H41V209H39V210H34V208H33V213L31 212V214L33 215V214H35L37 217L38 216H41V217H38V220H34L33 222L35 223L36 221H38L39 223L37 224H34V225H42V224H46L45 226H47V228L48 229H51V231H52V233H54L56 230H57V232L59 231V229L58 228H60V226H62V228L61 229H63V234H70L68 237H72L73 238V229H72V227H70V225L67 223V225L65 224L66 223V221H68L67 219L69 218V214H72V213H77V212H79V214H82V215H84L83 214V212L84 211H82V213H80V210H84V209H90L91 208V206L89 205V203L87 202L86 203V197L89 199V200H91V201H93L94 202V200L97 198V196L96 195H92L91 193H90V195H87V194H85L84 192H83V194L81 193V191H77V190H79L78 189V187L77 188H75L74 186H73ZM118 188V189H117ZM127 188V187H126ZM147 188V187H146ZM151 188V187H150ZM186 188V187H185ZM197 188V187H196ZM200 187H198V189H199ZM204 187H202L201 189H203ZM216 188V187H215ZM12 189V188H11ZM32 188H30L29 190H31ZM48 189V188H47ZM46 189V190H47ZM75 189H77V190H75ZM122 189V188H121ZM122 189V191H120V192H124V190L126 191V189H124L123 190ZM145 189V188H144ZM175 189H179V188H177L176 187V185H175ZM187 189V188H186ZM205 189H206V187H205ZM217 189L218 188H216V191H217ZM46 190H45V192H46ZM195 190V188L194 189H187V192H185V200H181V201H179V203H183V202H185V206L184 207H182L181 209V211L179 210V208H177V207H175V205H174V207L173 208H171V207H164V206H166L164 203L162 204V205H164V206H161V205H159L158 207H156V208H154V211L153 212H156L157 214H154V215H147V214H149L150 212H145V213H143V217H142V220L141 221H138L137 219H135L134 221H132L130 224H133L136 228H135V230H134V232H133V234L135 235V233H137V232H143L144 231V229L146 230V229H151V230H153V232L150 234V238H149V241L150 242H153V243H160V242H164V240H162V239H160V237L161 238H167L170 234H173V233H175L176 231H177V233H178V235L179 234H181V233H179V232H181V228H182V230H184L185 232H187V230H190V229H192L191 227H192V223H193V221H195L194 223H196L197 225H199L200 226V224H202L201 222L206 218V216H207V214H206V212L208 213V211H210L211 209H213V208H211V206H210V208L211 209H206V210H204L203 208L202 209H199V206H201V205H199V206H196V204L197 203H199V202H203L204 200V198L203 197H196V196H193L192 194L193 193H191V192H193ZM222 190V189H221ZM8 191H10V190H8ZM27 191V190H26ZM42 191V190H41ZM48 191V190H47ZM56 191H57V189H56ZM59 191H61V190H59ZM59 191H58V193H59ZM101 191V192H100ZM136 191V190H135ZM134 191V192H135ZM197 191V190H196ZM201 192L203 191V190H200ZM207 191V190H206ZM214 192H215V189L213 190ZM213 191H212V196H213V194H214V196H215V193H213ZM2 192V191H1ZM0 192V194H2L3 195V193H1ZM29 192V191H28ZM28 192H27V194H28ZM45 192H43V193H45ZM70 192V193H69ZM88 192V191H87ZM94 192V191H93ZM118 193V195L119 194H121V193ZM128 192V191H127ZM131 192V190L129 191V193ZM137 192H138V189H137ZM137 192L136 193H134V195L135 194H137ZM184 192V191H183ZM219 192H220V190H219ZM219 192H217L218 194H219ZM26 193V192H25ZM55 193V192H54ZM61 193V192H60ZM60 193H59V195H60ZM114 193H116V192H114ZM129 193H128V195L127 196H129ZM203 193V192H202ZM207 193V192H206ZM208 193H211V191L210 192H208ZM217 193H216V195H217ZM46 194V193H45ZM51 194V193H50ZM50 194H48V195H50ZM94 194V193H93ZM162 194H164V196L161 198H159L158 199V201L159 200H161V201H163V200H167L166 199V197H167V195L168 194H166L165 193V191H162ZM196 194V192H194V195ZM41 195V194H40ZM52 195V194H51ZM124 195V194H123ZM132 195V194H131ZM130 195V196H131ZM201 195V194H200ZM102 196V195H101ZM108 196V195H107ZM112 197H113V195H111ZM133 196V195H132ZM203 196V195H202ZM43 197V196H42ZM52 197H54L55 198V196H54V194H53V196ZM217 197H219V195L217 196ZM48 198V197H47ZM102 198V197H101ZM104 198V197H103ZM115 198H118V197H115ZM170 198V197H169ZM209 198V197H208ZM220 198H222V197H220ZM50 199V198H49ZM98 199V198H97ZM122 199V198H121ZM205 199H207L206 197H205ZM218 199V198H217ZM51 200V199H50ZM170 200H172V199H170ZM180 200V199H179ZM216 200V199H215ZM222 200H223V198H222ZM224 200H223V202H224ZM54 201H55V199H54ZM55 201V202H56ZM114 201H117V200H114ZM207 202L209 201V199H207L206 200ZM217 201V200H216ZM225 201V202H226ZM258 201V200H257ZM41 202V201H40ZM39 202V203H40ZM66 202V201H65ZM152 202H154L155 203V201H151V202H149V204H152ZM211 202V201H210ZM210 202L208 203V204H210ZM38 203V204H39ZM47 203H48V199H47ZM50 203H52V201L50 202ZM49 203V204H50ZM67 203V202H66ZM119 204L121 203V201H119L118 202ZM167 203V202H166ZM37 204V203H36ZM41 204H44V202L43 203H41ZM40 204V205H41ZM45 204H46V202H45ZM90 204H92V203H90ZM114 204V203H113ZM149 204H148V206H149ZM202 204V203H201ZM204 204H205V202H204ZM145 205V204H144ZM153 205V204H152ZM203 205V204H202ZM207 205V204H206ZM216 205V204H215ZM36 206H38V205H35V207ZM48 206V205H47ZM50 206V205H49ZM147 206V207H148ZM104 207V206H103ZM155 207V206H154ZM164 207V208H163ZM202 207V206H201ZM206 207V206H205ZM208 207V206H207ZM93 208V207H92ZM102 208V207H101ZM177 208V209H176ZM23 209V208H22ZM45 211H44V210ZM49 209V210H48ZM96 209V208H95ZM165 210V211H163V210ZM217 209V208H216ZM25 210V209H24ZM23 210V211H24ZM116 210V209H115ZM153 210V209H152ZM205 211V212H203V211ZM49 211V212H48ZM93 211H94V209H93ZM92 211V212H93ZM215 211V210H214ZM9 212V211H8ZM29 212V211H28ZM27 212V213H28ZM91 212V213H92ZM100 212V211H99ZM112 212V211H111ZM159 212H161L160 214H159ZM13 212H12V210H11V212H10V214H12ZM15 213V212H14ZM47 213V214H46ZM88 214L90 213V212H87ZM87 213H86V215H87ZM90 213V214H91ZM102 213V212H101ZM25 214V213H24ZM78 214V213H77ZM78 214V215H79ZM159 214V217L157 218V220H155L156 219V216ZM206 214V215H205ZM209 214H210V212H209ZM208 214V215H209ZM215 214H217V213H215ZM50 215V216H49ZM77 215V216H78ZM98 215H101V214H98ZM9 216V215H8ZM12 217H13V215H11ZM34 216V215H33ZM88 217H89V215H87ZM95 216V215H94ZM97 216V215H96ZM110 216V215H109ZM210 216V215H209ZM16 217H18V216H16ZM68 217V218H67ZM208 217V216H207ZM211 217H212V213H211ZM214 217V216H213ZM217 217V216H216ZM9 218V217H8ZM14 218V217H13ZM19 218H21V217H19ZM23 218H24V216H23ZM35 218V217H34ZM72 218H73V216H72ZM87 218V217H86ZM92 218H93V216H92ZM215 218V217H214ZM10 219V218H9ZM37 219V218H36ZM94 219V218H93ZM202 219V220H201ZM260 219V218H259ZM258 219V220H259ZM12 220H14V219H12ZM17 220H18V218H17ZM25 220V219H24ZM29 220L31 221V217L29 218ZM66 220V221H65ZM208 220V219H207ZM214 220V219H213ZM11 221V219L9 220V221H7L8 223ZM70 221H72V220H70ZM201 221V222H200ZM211 221V220H210ZM15 222V221H14ZM25 222H27V221H25ZM204 222V221H203ZM208 221H206V223H207ZM255 222V221H254ZM8 223H6V224H8ZM16 223V222H15ZM17 223H19V222H17ZM21 223V222H20ZM83 223V222H82ZM193 223V224H194ZM200 223V224H199ZM205 223V224H206ZM209 223V222H208ZM208 223H207V225H208ZM14 224V223H13ZM33 224V223H32ZM31 224V225H32ZM50 224V225H49ZM85 224H87V223H85ZM5 225V224H4ZM27 225V224H26ZM33 225V226H34ZM203 225V224H202ZM202 225H201V227H202ZM247 225V224H246ZM2 226H3V224H2ZM18 226V225H17ZM43 226V225H42ZM6 227V226H5ZM5 227H4V229H5ZM9 227H10V225H9ZM15 227H16V225H15ZM14 227V228H15ZM20 227V226H19ZM41 227V226H40ZM181 227V228H180ZM194 227H197L196 225H194ZM206 228V229H208V230H210L209 229V227L207 226H203V228ZM1 228V227H0ZM18 228V227H17ZM23 228H24V226H23ZM180 228V229H179ZM199 228V227H198ZM197 228V229H198ZM262 228V227H261ZM8 229V228H7ZM43 229V228H42ZM194 229V228H193ZM257 229H258V227H257ZM10 230V229H9ZM13 230V229H12ZM26 229H22L21 231H20V233L19 234H21L23 231H25ZM29 230V229H28ZM35 230V229H34ZM38 230V233H40L41 232V230H40V228H38L37 229ZM36 230V231H37ZM202 230V229H201ZM18 231V230H17ZM30 231V230H29ZM28 231V232H29ZM33 231V230H32ZM46 231V230H45ZM44 231V232H45ZM51 231H48V232H46V233H48L49 235H51L50 237H48L49 235H44V234H42L41 233V235H38L37 234V236L35 237V235H34V238H31V240L30 241H25L23 244H21V245H19V240L18 241H16L17 243H16V249H15V251H13L12 249H8V247L6 248V247H2V246H0V247H2V248H0V264H48V260L47 259H45L46 257H49L48 256V254L47 253H49V251L46 253L45 251H44V248H45V245L46 244H48L47 243V241L49 242V240L50 239H53V238H55L57 235L56 234H58L57 232H55L54 234L55 235H53L52 233H51ZM76 231V230H75ZM129 231V230H128ZM194 231H195V229H194ZM202 231H205V230H202ZM202 231H200L199 230V232H198V234L197 235H194V237H193V243L196 241H199L200 240V237H202L201 236V234H202ZM263 231V230H262ZM19 232V231H18ZM77 232V231H76ZM147 232V231H146ZM166 232V234H165V236H164V233ZM188 232H190V231H188ZM188 232L187 233H184L185 234V237L187 236V235H189L188 234ZM5 233H6V231H5ZM45 233V234H46ZM195 234L197 233L196 231L194 232ZM245 233V232H244ZM28 234V233H27ZM242 234V233H241ZM255 234V233H254ZM0 235H1V232H0ZM3 235V234H2ZM7 235V234H6ZM11 235H13L12 233H11ZM21 235H23V234H21ZM52 235H53V237H52ZM62 235V234H61ZM61 235H59L58 234V236H60V238H61ZM137 235V234H136ZM145 235V234H144ZM161 235V236H160ZM177 235V236H178ZM182 235H183V232H182ZM191 235H192V233H191ZM244 235V234H243ZM253 235V234H252ZM14 236V235H13ZM12 236V238H14ZM19 236V235H18ZM28 237H30L29 235H27ZM49 238V240H46V238L47 237ZM193 236V235H192ZM191 236V237H192ZM207 236V234L205 235V237ZM3 237H5V236H3ZM11 237V236H10ZM33 237V236H32ZM46 237V238H45ZM124 237H125V235L123 236V239H124ZM127 237V236H126ZM132 237V236H131ZM184 237V235L182 236V238ZM20 238V237H19ZM24 238V237H23ZM76 238V237H75ZM129 238V237H128ZM178 238H180V237H178ZM188 238V237H187ZM18 239V238H17ZM79 239V238H78ZM130 239V238H129ZM132 239V238H131ZM175 239H176V236H175ZM191 239V238H190ZM207 239V238H206ZM238 239V238H237ZM253 239H255V238H253ZM5 240V239H4ZM10 240H13V239H10ZM24 241V239H20V241ZM127 240V239H126ZM125 240V241H126ZM134 240H139V237L137 238V236L136 237H134L133 236V241ZM178 240V239H177ZM180 240V239H179ZM178 240V241H179ZM184 240H185V238H184ZM202 240V239H201ZM7 241V240H6ZM125 241H123V242H125ZM148 241V242H149ZM167 241V240H166ZM170 241V240H169ZM173 241V240H172ZM175 241V243L177 242L176 240H174ZM173 241V242H174ZM183 240H181V242H182ZM189 242H187L186 243V241L184 242V244L185 245H187L188 243H189V245H191L190 247H186V249L187 248H189V249H191V251L190 252H192V247L193 246H195L194 244H196V242L192 245V243H190V240H188ZM8 242V241H7ZM54 242H55V240H54ZM180 242V241H179ZM180 242V243H181ZM203 242H204V240H203ZM12 243H13V241H12ZM15 243V242H14ZM60 243V242H59ZM130 243H132V241L131 242H129V244ZM137 243H141V242H136L135 244L137 245ZM174 243V244H175ZM200 243V242H199ZM6 244V243H5ZM10 244V243H9ZM61 244V243H60ZM135 244H132L133 245V247L134 246H136ZM168 244H169V242H168ZM201 244H204V243H201ZM210 244V243H209ZM208 244V245H209ZM235 244V243H234ZM8 245V244H7ZM12 245V244H11ZM176 245H178V244H176ZM175 245V246H176ZM180 245H182V243L180 244ZM188 245V246H189ZM200 245V244H199ZM247 245V244H246ZM9 246V245H8ZM20 246V247H19ZM47 246V245H46ZM139 246H140V244H139ZM139 246H136L137 248L139 247ZM179 246V245H178ZM184 246V245H183ZM231 246V245H230ZM50 247V246H49ZM132 247V248H133ZM10 248H13V247H10ZM52 248V247H51ZM129 248H131V247H129ZM129 248H127V250L125 249V248H123V250L125 249V251H123V250H119V252L118 253H122V252H124L121 256L120 255H118L119 257H116V258H114V256L112 257L113 258V260H112V258H111V260L112 261H104L102 264H171V263H173L174 262V260H176L177 259V263H178V261H180V260H183L184 258H185V260L187 259L186 258V253H188L187 252V250H185L184 252H182L181 254H180V256L179 257H174L175 259H173V258H171L170 256V259H168V258H165V252H164V255H161L160 254V256H158L159 258L158 259H156V258H154V256L156 255H154V253H158V251H157V248H156V252L154 251L153 252V254H151V255H149L148 253L149 252H147V253H145V251H136V250H131V249H129ZM162 248V247H161ZM169 248H170V246H169ZM172 248V247H171ZM174 249H176V247H173ZM178 248V247H177ZM185 248V247H184ZM48 249V248H47ZM53 249H55V248H53ZM52 249V250H53ZM112 249V248H111ZM129 249V250H128ZM182 249V248H181ZM72 250V249H71ZM144 250H145V248H144ZM153 250V249H152ZM169 250V249H168ZM167 250V251H168ZM171 250V249H170ZM180 250V249H179ZM51 251V250H50ZM129 251H130V253H129ZM163 251H164V249H163ZM53 252H55L56 253V251H53ZM143 252L145 253V255H143ZM170 252V251H169ZM173 252H176V250L174 251L173 250ZM194 252H197V250L196 251H194ZM194 252H193V254H194ZM226 252H228V251H226ZM232 252V251H231ZM263 252H264V250H263ZM52 253V252H51ZM73 253H74V251H73ZM128 253V254H127ZM179 253H180V251H179ZM198 253V252H197ZM61 254V253H60ZM60 254H58V255H60ZM63 254H64V252H63ZM63 254H61V256H59L60 258L62 257V255ZM113 254V253H112ZM171 254H172V252H171ZM51 255V254H50ZM57 255V254H56ZM173 255H174V253H173ZM245 255H248L247 257H248V259H251V258H254V259H257V257L260 259V258H262V257H264V254L263 253H261L260 251L259 252H255V254H252V256L253 257H251L250 258V255L248 254V253H245ZM52 256V255H51ZM54 256V255H53ZM175 256V255H174ZM228 256H230V255H228ZM173 257V256H172ZM187 257H189L188 255H187ZM235 257V256H234ZM51 258H53V257H51ZM56 258V257H55ZM110 258V257H109ZM228 258V257H227ZM245 258V257H244ZM44 259V260H43ZM189 259V258H188ZM187 259V260H188ZM190 259H191V257H190ZM190 259H189V261H190ZM198 259V258H197ZM61 260V259H60ZM186 260V261H187ZM200 260V259H199ZM198 260V261H199ZM231 260V259H230ZM246 260H247V258H246ZM245 260V261H246ZM261 260V259H260ZM260 260H257L256 262H261ZM53 261V260H52ZM85 261V260H84ZM197 261V262H198ZM243 261V258H242V260H241V262ZM252 261H253V259H252ZM255 261V260H254ZM54 262V261H53ZM191 262V261H190ZM225 262V261H224ZM231 262V261H230ZM238 262V261H237ZM236 262V263H237ZM255 262V263H256ZM52 262H50V264H51ZM188 263V262H187ZM242 263H245V262H242ZM247 263V262H246ZM245 263V264H246ZM249 263H251V260H250V262H248L247 264H249ZM254 263V262H253ZM57 264V263H56ZM82 264H84V263H82ZM185 264V263H184ZM197 264V263H196ZM257 264V263H256ZM264 264V263H263Z\"/></svg>", "mask_w": 264, "mask_h": 264}]
</instances>
